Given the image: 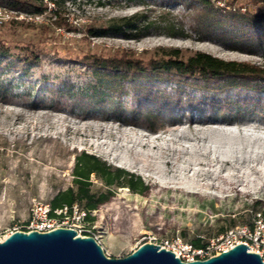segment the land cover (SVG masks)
Instances as JSON below:
<instances>
[{
    "label": "rangeland",
    "instance_id": "1",
    "mask_svg": "<svg viewBox=\"0 0 264 264\" xmlns=\"http://www.w3.org/2000/svg\"><path fill=\"white\" fill-rule=\"evenodd\" d=\"M219 1L212 3L223 12H264V0L258 5L249 0ZM143 2L71 0L60 8L67 26H56L48 11L33 21L26 19L28 14L13 11L0 24V46L26 58L25 64L9 60L13 68L0 75L9 85L0 90V239L13 229L22 231L34 200L49 204L59 191L70 187L76 191L72 170L82 152L139 177L146 188L137 194L111 186L108 201L90 212L92 221L84 229L78 225L76 231L97 237L110 258L130 254L147 243L149 235L187 243L200 238L205 243L229 223L242 225L264 210V109L261 115L218 109L204 114L184 108L182 97L181 108L171 115L159 118V123L146 122L133 116L131 94L108 103L105 95L111 92L99 95L96 90L103 80L76 63L89 53H135L148 59L160 49H177L184 57L203 52L264 67L261 50L251 52L242 44L230 48L220 37L193 30L195 16L183 6ZM139 12L154 26L138 40L86 34L90 26ZM166 22L182 28L186 36H168ZM29 52L37 64H29ZM174 88L159 84L155 91L173 96ZM185 95L193 103L201 99L196 91ZM78 96L92 98L90 108H80ZM154 105L155 100H146L148 109ZM89 183L90 193L107 192L96 174L89 175Z\"/></svg>",
    "mask_w": 264,
    "mask_h": 264
},
{
    "label": "trees",
    "instance_id": "2",
    "mask_svg": "<svg viewBox=\"0 0 264 264\" xmlns=\"http://www.w3.org/2000/svg\"><path fill=\"white\" fill-rule=\"evenodd\" d=\"M69 1L71 0H0V7L30 15H40L46 13L48 6L52 5L49 13L55 17L53 23L58 27H64L67 23L60 15L62 14L60 8ZM160 1L190 10L195 16L192 29L202 35L211 38L220 37L230 48H239L237 44H242L248 51L261 50L264 54V12L252 13L247 10L241 12L240 9L223 12L210 0ZM137 2L144 4L143 0ZM249 2L258 5L262 0H249ZM153 26L154 22L148 20L143 12H139L131 16L111 19L99 27L90 26L86 29V34L89 37L117 35L124 39L138 40ZM164 28L170 37L186 36L182 28L174 23L166 22ZM160 50L159 55H153L148 59L135 53L107 56L89 53L79 58L76 63L90 71L94 79L103 80V83L96 86V90L99 95H102L103 90L111 92L105 95L108 103L112 104L114 99H119L124 94H131L135 103L133 116H142L146 122L159 123V118L171 115L174 110L181 108L182 97H186L184 108L195 109L204 114L211 113L214 109L220 112H233L236 115L262 114L264 67L245 62L224 61L203 52H194L184 57L177 49ZM29 55L31 57L29 64H37V57L31 52ZM9 60L26 63V58L11 55L0 46V75L5 70L13 68ZM3 63L7 65L3 67ZM159 84H173L174 95L169 96L164 92L155 91ZM7 88L9 85L3 84L0 80V90ZM113 91H117V95L112 94ZM185 91H196L201 95V99L193 103L192 99L185 95ZM249 96L255 100H249ZM232 97H235V100H231ZM78 98L81 102L80 108H90L92 98L81 96ZM149 99L155 100V105L150 109L145 107L146 100ZM102 103L103 101L99 102ZM152 126L148 129L154 130ZM92 173L102 180L107 192L98 194L89 192V175ZM72 175L76 191L70 187L56 193L49 202L52 209L77 204L80 209L90 213L108 201L112 192L111 186L126 187L137 194L143 193L146 189L139 177L120 168L106 165L83 152L76 156ZM254 205L256 206L257 203ZM261 213L264 215V210ZM86 220L92 221V218L87 215ZM232 226H234L233 222L221 228L219 233ZM189 243L195 248L204 245L200 238Z\"/></svg>",
    "mask_w": 264,
    "mask_h": 264
},
{
    "label": "water",
    "instance_id": "3",
    "mask_svg": "<svg viewBox=\"0 0 264 264\" xmlns=\"http://www.w3.org/2000/svg\"><path fill=\"white\" fill-rule=\"evenodd\" d=\"M238 243L204 260L181 261L159 245L144 243L121 258H110L90 236L58 228L47 233L14 231L0 242V264H264Z\"/></svg>",
    "mask_w": 264,
    "mask_h": 264
},
{
    "label": "built area",
    "instance_id": "4",
    "mask_svg": "<svg viewBox=\"0 0 264 264\" xmlns=\"http://www.w3.org/2000/svg\"><path fill=\"white\" fill-rule=\"evenodd\" d=\"M210 1L220 3L219 0ZM221 5L223 4L221 3ZM51 9L52 5H49L47 11L49 12ZM11 12L13 11L0 7V24L5 23L11 18L9 15ZM42 15L28 14L26 19L33 21ZM89 214L88 211L80 209L77 204L71 206L63 205L52 209L49 204L34 200L31 204L29 219L22 223L21 229L26 233L31 231L47 233L58 228L72 229L79 236L92 237L100 245L98 238L93 236L89 231L83 230L81 233L76 231L78 225L84 229L89 222L86 220ZM14 231L19 230L13 229L9 234ZM6 236L2 237L0 242ZM147 240V243L159 245L160 248L171 251L175 257L185 262L207 259L231 249L238 243L249 247L247 252L257 254L264 262V215L262 213L253 215L247 223L231 227L216 237L208 239L200 248H195L190 243L184 242L179 238L158 240L155 235H149Z\"/></svg>",
    "mask_w": 264,
    "mask_h": 264
},
{
    "label": "bare ground",
    "instance_id": "5",
    "mask_svg": "<svg viewBox=\"0 0 264 264\" xmlns=\"http://www.w3.org/2000/svg\"><path fill=\"white\" fill-rule=\"evenodd\" d=\"M204 129V128H203ZM202 131V130H201ZM210 131V130H209ZM225 133H229L228 131H225ZM226 153V152H225ZM228 153V152H227ZM234 153V152H233ZM200 155V154H199ZM224 157H225V154L223 155ZM229 156V155H228ZM201 157V156H200ZM207 157V156H206ZM197 158V157H196ZM209 158V157H208ZM220 158V157H219ZM198 159V158H197ZM200 159V158H199ZM224 159V158H223ZM210 160V159H209ZM215 160H217V159H215ZM197 161V160H196ZM199 161V160H198ZM219 161H221V160H219ZM195 162V161H194ZM193 162V163H194ZM202 162H203V160H202ZM207 162V161H206ZM223 163L225 164V165H230V163H229V161H228V159H224L223 160ZM192 164V163H191ZM203 164H205V163H203ZM197 165V164H196ZM200 165V164H199ZM193 167H194V165H193ZM202 168V167H201ZM195 170V169H194ZM200 170V169H199ZM210 171V170H209ZM212 172V171H211ZM262 174H264V173H262ZM227 175V174H226ZM224 176V175H223ZM170 180V179H169ZM229 180V179H228ZM226 181V180H225ZM206 186V185H205Z\"/></svg>",
    "mask_w": 264,
    "mask_h": 264
}]
</instances>
